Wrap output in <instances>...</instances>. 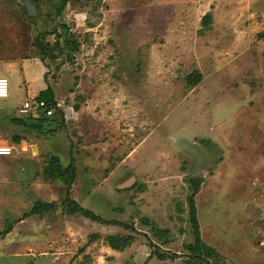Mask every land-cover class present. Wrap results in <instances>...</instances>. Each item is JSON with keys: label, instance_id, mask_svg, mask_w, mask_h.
<instances>
[{"label": "rangeland", "instance_id": "obj_1", "mask_svg": "<svg viewBox=\"0 0 264 264\" xmlns=\"http://www.w3.org/2000/svg\"><path fill=\"white\" fill-rule=\"evenodd\" d=\"M31 1L0 0V264H264V0ZM47 86L58 129L14 122Z\"/></svg>", "mask_w": 264, "mask_h": 264}, {"label": "trees", "instance_id": "obj_2", "mask_svg": "<svg viewBox=\"0 0 264 264\" xmlns=\"http://www.w3.org/2000/svg\"><path fill=\"white\" fill-rule=\"evenodd\" d=\"M68 1L69 0H62L61 5L58 7V12L62 11V9L66 6ZM24 8H26V7H24ZM206 15H209V13H206L204 15V17ZM41 44L42 43L40 42L39 46ZM77 46L78 45L76 42H72V48L73 49H77ZM42 47H43V45H42ZM198 79H199V76L197 78L191 77L190 80L193 83H196L198 81ZM36 98L45 99L50 106L55 107V113L51 117H53L52 119L57 120L58 126H59L60 120L62 121L63 112L57 106L58 102L56 101V98H55L54 89L51 86H47L46 88L42 89L39 92V94ZM57 116H59V117H57ZM59 118H61V119L59 120ZM47 119L48 118L43 117V116H36L33 113H29L27 118H17V117L12 118V120L16 123L25 124V125L30 126L31 128L40 129V130H45L41 123ZM73 161L74 160L72 159L70 165L65 166V165H63L60 156L53 155L50 159L48 166H47L49 176L57 177V178H59V177L64 178L67 174H69L71 177L70 181H74L76 173H75L74 166H72ZM193 185H194V190L189 197V202H190V216H191V220H192L194 232H195V243L192 246H190V249L192 251V254L194 255V257L197 260L207 261L210 256L215 254V248H213L212 246L205 243L200 236L199 222L197 219V209H196V204H195V199H194L195 195H196V191H198V188H199V182L194 181ZM72 202L77 206L78 209H80L85 214H87V216L91 217L92 219H94L96 221H99L100 223L110 224V223L114 222V221L111 222L110 220L103 218L102 216L95 213L93 210L78 204L74 200H72ZM45 204L50 207L53 205V202H47ZM118 223H121V222H118ZM110 243L115 248H117V247L121 248V247H124L125 245H128L129 240L125 237L114 235V236H110Z\"/></svg>", "mask_w": 264, "mask_h": 264}, {"label": "built area", "instance_id": "obj_3", "mask_svg": "<svg viewBox=\"0 0 264 264\" xmlns=\"http://www.w3.org/2000/svg\"><path fill=\"white\" fill-rule=\"evenodd\" d=\"M10 95V81L5 76H0V98H6ZM59 106V103H57ZM20 112L24 114L37 113L38 116L51 117L55 113V107L50 106L45 99H27L25 100ZM12 148L9 145L0 146V154H10Z\"/></svg>", "mask_w": 264, "mask_h": 264}, {"label": "water", "instance_id": "obj_4", "mask_svg": "<svg viewBox=\"0 0 264 264\" xmlns=\"http://www.w3.org/2000/svg\"><path fill=\"white\" fill-rule=\"evenodd\" d=\"M24 1H25L24 4H25L28 14L30 15L36 14L37 9H36L35 3L31 0H24ZM41 124L47 130H56L58 128L57 120H45ZM129 183L130 181L128 183H123L121 184V187H124L128 185Z\"/></svg>", "mask_w": 264, "mask_h": 264}, {"label": "crops", "instance_id": "obj_5", "mask_svg": "<svg viewBox=\"0 0 264 264\" xmlns=\"http://www.w3.org/2000/svg\"><path fill=\"white\" fill-rule=\"evenodd\" d=\"M8 97H9V96H8ZM47 120H55V119H47ZM44 129H45V128H44ZM57 129H58V128H57ZM57 129H56V130H57ZM45 130L48 131V132H49V131H53V130H47V129H45ZM54 131H55V130H54ZM21 142H26V140L21 138V139L19 140V143H18V144L20 145ZM9 146H11V148H12V152L10 153V154H12V153H13V150H14V145H9ZM1 155H9V154H1Z\"/></svg>", "mask_w": 264, "mask_h": 264}]
</instances>
